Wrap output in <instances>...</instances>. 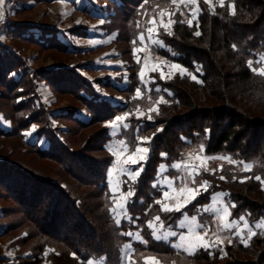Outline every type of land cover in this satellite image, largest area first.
Here are the masks:
<instances>
[{
	"label": "trees",
	"instance_id": "trees-1",
	"mask_svg": "<svg viewBox=\"0 0 264 264\" xmlns=\"http://www.w3.org/2000/svg\"><path fill=\"white\" fill-rule=\"evenodd\" d=\"M152 1L148 0V3ZM199 5L202 9L199 27L180 23L183 19L178 13L173 34L163 37L168 50H162L160 54L187 68L203 83L189 77H177L164 83L172 95H166L168 103L162 106L161 117L147 123L128 120L130 127L123 129L120 135L131 147L136 146L137 136H147L151 141L146 143L150 154L144 171L133 184L123 186L124 191L131 189L134 192L127 207L132 220L123 221L119 227L109 211L113 205L108 174L114 156L107 146L111 140L109 128L103 124L123 114L126 106L100 97L94 84L74 70L37 72L41 78L45 77L56 95L74 96L90 114L88 120L75 110L57 116L73 125L64 130L65 140H61L46 110L37 107L35 99L38 95L32 86L33 80L26 83L29 78L22 75L21 60L15 51L13 54V46L8 44L0 48V100L8 102L12 113L20 114L25 110L30 113L24 120L11 118L17 125L16 131H5L0 126V137L18 138L26 149V152H21L22 156L32 155L47 161L54 164L57 171L53 177L43 176L24 169L16 162L0 160V191L5 199L13 201L16 210L18 206L22 207L18 212L22 216L15 226H27L23 243L33 241L32 250L37 253L31 260L26 259L24 264H42L44 261L49 264H85L89 259L120 264V247L131 241L126 233L136 229H141L147 241V244L134 243V257L138 262L142 256L152 255L163 264H264V234H260L264 231H258L248 247L239 240L226 245L223 251L227 255L215 250L210 256L201 249L192 256L155 240L147 227V222L156 215L162 217L167 228L169 225L175 227L182 214L160 211L161 206L155 201L161 197V192L154 188L153 183L157 180L161 164L170 167L181 160L187 149L200 145L204 146L207 155L229 153L238 160L259 161L261 164L254 174H236V179H233L234 175H228L222 186H213L202 193L200 203H208L211 194L224 190L236 205L231 208L232 218L244 216L251 224L264 219V188L254 178L260 175L264 179V77L252 73L246 63L249 59L255 63L260 55H264V0H226L223 7L217 6L214 10L203 0H199ZM232 5H235V15H232ZM141 6H144L142 0H121L116 4L115 24L126 44L138 39V8ZM31 29L32 26L26 23L13 25V33L21 42L48 47L45 44L48 39L52 48L64 50V46L55 39L56 33L46 38L48 33L53 34V30L42 31L46 36L41 35L43 41H37ZM197 30L201 32L199 37L194 35ZM233 45H236L235 49ZM197 69L201 71L197 72ZM18 74L20 78L17 79L15 76ZM131 82L126 84L127 87L115 85V82L109 86L122 94L134 93L137 87H141L137 72ZM21 96L28 98L16 103L15 100ZM32 124L38 125L35 142H29L23 134ZM94 127L99 130L85 138L87 140L82 142L81 148L71 150L84 138L85 131ZM42 138L48 142L46 148L40 144ZM95 140L97 142L92 146ZM18 148L16 145L13 153ZM162 153H167V157H162ZM248 176L253 178L240 183L241 177ZM43 192L47 193L46 196L37 198ZM37 203L43 209L48 203L51 205L47 220L34 218L40 212L31 210L38 206ZM44 253H47L45 257Z\"/></svg>",
	"mask_w": 264,
	"mask_h": 264
},
{
	"label": "rangeland",
	"instance_id": "rangeland-1",
	"mask_svg": "<svg viewBox=\"0 0 264 264\" xmlns=\"http://www.w3.org/2000/svg\"><path fill=\"white\" fill-rule=\"evenodd\" d=\"M120 1L121 0H6V5L4 8L5 20L3 23H0V37H3V39H0V48L7 46L8 44L13 46V54L15 51L16 52L15 54L17 55V57L19 56L21 60L22 65L20 70L23 71L22 75H24L25 77L27 76V78H29V81H26V83L27 82L30 83L33 80L32 84L34 85L32 86L36 90L37 93L36 95H38L35 99V103L37 104V107L40 106L42 109L46 110L45 112L48 114L47 117L51 121L52 127L55 130L59 131L57 132L56 135L61 140H65V135L63 133L64 130L73 125L68 121L65 120L63 121L60 118H57V116L64 115L65 113L68 112V110L69 111L75 110L81 112V117L83 119L88 120L90 119V114L88 112V109L85 106L80 105L74 96L56 95L51 85L45 81L44 79L45 77L42 76V78L44 77L42 79L37 74V72L39 73V71L41 72L42 70L49 71L52 69L74 70L77 74L83 77L84 80L85 78H87L89 81L92 82V84H94L96 91L100 94V97L107 99L113 103L124 104V106H126V110L124 111L123 114L125 113L132 114L125 121L129 125L130 123L128 122V120H139L141 122L143 121V123H147V121H150L147 119L148 115H151L153 117V119L150 122H155L158 118H160L161 108L164 105V103L157 104L156 102L159 100L160 96H164L165 100H167L166 95L167 96L172 95V93L164 87V83L171 82L175 80L177 77H181L178 70L170 71L168 67L169 64L176 62H172L164 58L160 54V51L168 50V47L165 45L163 37L169 35L165 33L162 27H157L154 30L153 35L155 38L161 40L164 45V46H158V45H153L151 41L147 39L149 34L146 31L148 27H153V25L149 23V18L151 16L156 15L161 9H167L168 11H171L175 8V5H171L170 0H153L152 2L144 4V6L138 8L140 10L139 20H138L139 26H137V28L140 29L138 32V37H137L138 39L136 41V44H133L131 42H128L126 44L123 38L121 37L120 34L121 31L119 27L115 24L117 19V12H118L116 4L117 5L120 4ZM217 6L218 7L220 6L218 0H212V5L209 7L210 9L214 10ZM188 7L193 8L195 6L189 5ZM181 8L183 9V5L181 6ZM136 9L137 8L133 9V11ZM145 12H147V15L145 14ZM177 14L173 16L172 19L175 20ZM156 19L157 22H159L160 17L156 15ZM181 19L185 21L187 19H191V16L188 15L187 10H185V16H183ZM101 20L104 21L103 24L100 23ZM167 20H168V16L166 15L164 17V21L167 22ZM198 20H199V16H198ZM13 23L14 24L17 23V25L20 26H22V24L25 23L31 25L32 26L31 30L32 32L35 33V37L37 38V41H43V39H41L42 37L41 35L46 36V34H43L42 31L47 29H50L51 31L53 30L54 31L53 34L48 33L46 38H50L52 35H54V33H58V37L60 41H58L56 37L55 39L56 41H58L59 44L64 46V50L62 49L58 50L52 48L49 45L51 44V42L48 39H46V43H45L46 46L48 47H45L43 45L38 46L36 45L37 43L32 44L31 42L28 41L25 42L24 40L22 42L17 40V36L15 35V33H13V25H14ZM195 24L196 21H193V25ZM142 32L145 35V42L143 44L139 40V35ZM90 40L97 41L99 43L93 46L92 44L89 43ZM77 41H79V43H77ZM135 48H141L142 51L134 53ZM260 56H264V55H260ZM146 57H147V61L145 60ZM137 59L140 60V63H137ZM97 61H99V63H97ZM108 61H110L111 63L109 64ZM161 61H164L166 63L161 64ZM145 63H147V67H145ZM154 65H160L165 73L171 74L172 72H174L175 74L172 75L171 79H167V78L160 79L159 72L150 71V69ZM253 66L260 67L264 65L257 64L255 62L253 63ZM182 67L185 68L184 66ZM142 68H144L145 70L146 80L150 78H155V83H149L147 85L149 89H153L151 93L146 91L145 86L142 83H140L141 87L139 88L141 89L143 96L142 98H137L133 100L132 97L135 95V91L134 93L122 94L116 91L115 89L110 88L109 85H113L111 83L116 81L117 84L120 85L121 87H125V86L127 87L126 84L132 83L131 78L134 76V73L135 72L139 73ZM188 73L191 72L188 71ZM15 77L18 79L20 78V75L18 74ZM183 77L190 78V76L187 73ZM119 80H123V82H120ZM159 82H162V84L160 85ZM155 88H160L161 91L157 93L154 91ZM149 95L151 96V99H149ZM27 98L28 97L23 98L21 96L17 100H15V102L18 103L20 102V100L22 101ZM7 104H8L7 101L0 100V126L5 131H12V130L16 131L17 125L14 123V121L12 123L11 118L13 119L21 118L24 120L29 117L30 113L29 111L26 110H25L26 112L22 111V113L20 114L14 112L12 113L11 106ZM137 107H139L140 111L145 113V115L143 117H140L139 119H137V114H136ZM151 108H158L159 114H157V112L155 111L150 112L149 109ZM3 112L7 114H4ZM123 114H119V115H123ZM112 121L113 120L106 121L103 124L104 127L109 128L111 135V140L107 145L108 148L116 145L118 140L121 139L119 137L120 135L116 136L112 134L113 130L110 127V123ZM33 126H35V130H33ZM123 129L124 128L121 127L120 134L122 133ZM37 130H38V125L32 124L29 129L23 132V134L25 135L26 133H30V135H25V137L29 142H35L37 140V136H36ZM98 130L97 127H94L89 131L88 130L85 131L84 134L86 135L84 136V138L82 137L83 139L80 142H78L77 145L74 144L71 150H73V148L74 149L81 148L83 145L82 142L84 140H87L85 138H88V136L91 135L92 132ZM96 142L97 141L95 140L92 143V146H95L94 144ZM40 144L45 148L48 146V142L45 140V138L40 139ZM16 145H19V148L17 149L18 151L13 153V150ZM141 146L148 147L146 143L142 144ZM133 148L134 147H130L129 153L122 154L120 159L121 160L126 159L127 155L131 153ZM25 150H26L25 146L21 143V141H19L18 138L0 137V160H6L12 163L16 162L19 165H21V167H24V169L30 172H34L38 175H43V176L48 175L53 177L52 175L57 174V171L54 170V164L50 165L49 162L44 160H39L32 155L22 156L21 152H24ZM189 153H193V156L198 154L199 146L191 147L187 149L180 161L188 160ZM139 155L140 154H137V157ZM202 155H206L210 157H231L233 160L238 162L243 161L244 163H252L253 168L250 171H241V169L243 168V164L233 165V164H229L227 160H222V159L212 160L208 162V167L210 169L212 168L217 169L216 175H212L210 172H203L201 176L197 177V184L193 186L190 185L192 187L198 186L199 182L202 179H206L210 182L209 190H211V187L213 188V186L215 187L222 186L221 184H223V182H226L225 180L228 179V175L231 176L234 175L233 177H235L236 174L238 175L240 174L241 176H245L246 174H254L257 172V169L261 165L259 161L238 160L229 153L207 155L205 152H203ZM146 160L140 162L137 165H125L124 167L126 168L130 167L133 169L142 167L144 171V164ZM71 163L72 162H70V164ZM188 163L201 164L202 161L192 159V160H188ZM115 164H116V157H114V162L111 165L109 172ZM221 165L223 166V171L219 170ZM171 172L176 173L175 170L170 169L169 167V170L168 172H166V175L172 177L171 175L173 174ZM220 175H224L226 179L220 180L219 179ZM158 177L159 174L157 176V179ZM246 181L247 180H245V182ZM133 183L134 182L131 181L127 176L120 175L118 170L112 173V184L113 186L119 184L120 190H122L125 184H133ZM262 187L264 188V184H262ZM154 188H157L161 192V197L159 199H163V191H165L166 189L162 186V182L159 184L156 183ZM175 192L176 191L170 192L169 198L165 201L166 203H169L170 205L183 203V200L187 194L186 193L180 194L178 192L176 193ZM217 192H225L227 194L225 198L228 204L229 205L234 204L232 203L229 197V193L227 191L219 190ZM202 193L205 192H203L202 190L201 194ZM46 194H47L46 192H43L42 194L40 193L41 197L38 196V194L36 195L38 196L37 198H43L46 196ZM14 197L15 196L13 195V198ZM131 198L132 197L128 199V204L130 203ZM200 200H201V195H199L195 201L188 204L187 207L183 208V213L198 216V219L201 223H205L212 226V230L214 231L219 226V222L217 221L214 223L213 213L204 211L206 205L211 201L209 200L208 203L203 204L200 203ZM50 206L51 205L48 203L46 208L43 209L41 207V204L40 205L38 204V206L31 209L32 211L36 209H38V211L40 210L39 214L34 215V218L37 220H41L42 217V219L47 220L48 208ZM190 206H192V208L189 210ZM15 208L16 207L13 201L11 202L8 198L5 199L4 194L1 193L0 191V234L4 232L3 235L0 236V264H24L26 263V259L30 258L31 260V257L37 254L32 250L34 245L33 241H30L27 244L23 243V240H25V237L27 236L28 228L23 224H20L18 227L15 226V222H19L22 216V214L18 213L21 212L22 207L18 206L17 210ZM179 219L177 221H179ZM235 219L238 220L237 218ZM71 220L74 221V219ZM90 220L92 221L91 218ZM123 221L130 222L127 219L122 220V222ZM176 225L177 222L175 224V227L173 228H167L165 226L164 230L170 229L177 231L178 228ZM67 227L69 230L71 224H69ZM136 231H140L141 234V229L133 230V232ZM235 231L236 230L233 229V232ZM256 231L258 232L264 230L257 229ZM177 232L179 233V231ZM220 234L222 236L223 235L232 236V233L229 232H223ZM211 235L212 233L210 231L209 236ZM245 235H247L246 231H245ZM130 239H131L130 242H127L123 247H120V254H121L120 264H124L125 262L126 245L131 244L132 248L135 249L136 252L134 243H141L135 240L134 238L130 237ZM176 239L178 240V237H175V240ZM235 240H239V238L238 237L233 238L232 243ZM250 242L251 241H249V244ZM164 243L172 246L174 242L165 241ZM226 245H229L227 240H225V243L222 247L224 248ZM9 251L13 253L12 256L7 255ZM46 254L47 253H44L43 256L45 257ZM147 258H155V260L158 261L159 264H163L157 256H152V255L151 256L144 255V257L142 256L141 262H138L137 259L134 257V254L128 258L127 264H145ZM93 261L94 264H106L104 259H98ZM42 264H49V263L44 261ZM147 264H153V260L147 259Z\"/></svg>",
	"mask_w": 264,
	"mask_h": 264
},
{
	"label": "snow or ice",
	"instance_id": "snow-or-ice-1",
	"mask_svg": "<svg viewBox=\"0 0 264 264\" xmlns=\"http://www.w3.org/2000/svg\"><path fill=\"white\" fill-rule=\"evenodd\" d=\"M221 7L224 6L225 0H218ZM143 4H147L148 0H142ZM171 5H175V8L171 11H168L167 9H161L156 15L160 17L159 22H157L156 15H153L149 18V23L153 25V27H148L146 29L147 33L149 34L147 39L151 41L153 45L158 46H164L163 42L157 38L154 37L153 33L154 30L157 27H162L166 34L172 35V26L177 23L176 20L172 19L173 16H175L177 13L180 14V16H185V10H187L188 15L191 16V19L181 20L180 23H187L189 27L193 26V21H196V27H199V21L198 16L202 12V9L199 7V0H170ZM204 3L211 6L212 0H204ZM6 5V0H0V23H3L5 20V12L4 8ZM183 5V9L181 6ZM189 5H194L195 7L189 8ZM233 12L232 15H235V5H232ZM147 15V12H145ZM213 14L214 11H213ZM168 16L167 22L164 21V17ZM101 24L104 23L103 20L100 21ZM139 26V22L137 24ZM194 35L199 37L201 36V32L199 30L194 32ZM0 39H3V37H0ZM139 40L143 44L145 42V35L144 33H140ZM107 42V41H106ZM79 43V41H77ZM90 44L95 46V44L99 43L97 41H89ZM133 44L136 43L135 40L132 41ZM233 48H236V45H233ZM142 51L141 48H135V52ZM108 55V54H106ZM147 61V57L145 58ZM99 63V61H97ZM110 64L111 62L108 61ZM137 63H140V60L137 59ZM166 62L161 61V64H165ZM247 67L249 70L257 74L261 77H264V66L255 67L253 66V60L249 59L247 60ZM257 64L264 65V56H260L257 61ZM145 67H147V63H145ZM170 71L171 70H178L181 77H183L186 73L190 76V78L193 81H196L197 83H203L202 80H199L198 77L195 74L188 73V70L186 68H183L181 65L176 63H171L168 65ZM151 72H159L160 79H171L172 75L175 73L172 72L171 74L165 73L163 68L160 65H154L151 69ZM197 72L201 71V69H197ZM138 76L140 78L141 83L145 86L146 91L151 93L153 89H149L147 85L149 83H155V78L145 79L146 73L144 68L141 69V71L138 73ZM155 92L159 93L161 91L160 88H155ZM167 91V90H165ZM143 93L141 92V89L139 87L135 90V95L132 97L133 100L137 98H142ZM149 99H151V96L149 95ZM167 104L168 101L165 100L164 96H160L159 100L156 102ZM149 111H155L157 114H159L158 108H151ZM137 119L140 117H143L145 115L144 112L139 110V107L136 109ZM131 113H125L123 115H119L114 117L113 121L110 123V127L112 128L113 135L119 136L120 135V129L121 127L124 129H127L130 127L128 123H126V119L130 117ZM148 120H152L153 117L151 115L147 116ZM119 122V123H117ZM33 130H35V126H33ZM25 135H30V133H26ZM151 138L149 137H136V146L132 149L131 153L127 155L126 159L121 160L120 157L122 154L129 153V148L131 147L124 139L118 140L117 144L109 147L108 151L116 157V164L113 166V168L110 170L108 176H109V186L111 190V196L110 200L112 202V207L109 209L110 213L113 216L115 224L119 227L122 223V220L127 219L129 221L132 220V217L128 213V199L134 195V192L129 189L127 192H124L120 190V185L117 184L113 186L112 184V173L115 171H119L120 175L127 176L131 181L135 182L136 179L140 176L141 172L143 171V168H126L125 165H137L142 161H145L148 157V154L150 152L149 147L141 146L144 143H150ZM195 151V150H194ZM204 152L203 145L199 146V153L193 156V153L188 154V160H200L202 161L201 164H189L188 160L184 161H177L171 164V169L175 170L177 175L173 177L164 176V173L168 172L169 167L161 164L159 166L158 172L162 179V186L166 189L163 191V199H158L155 201L156 204L161 205L160 211L163 213H173V212H180L183 216V219H181L177 223V227L180 229H183L185 231L177 232V231H168L165 229V223L164 220L160 215H156L153 220H149L147 222V227L151 229V234L154 237L155 240H168L169 237H178V242H175L172 244V247L177 249L178 251H184L188 255H196V253L203 249L205 252H207L210 256L214 255L215 250H219L223 255H227V253H224L223 251V245L225 243V240L229 244L232 243L233 238L238 237L240 242L244 244L245 247L249 246V241L252 240L253 237L258 235L257 229L264 230V219L255 222L254 224H249L248 220L241 216L238 220L231 219V212L230 208H234L236 205H228L227 202L224 200L225 193H216L213 194L212 197H210V205L204 208L205 212L213 213V221L219 222V226L216 228V230H212V226L201 223L198 221L196 217H187L186 214L183 213V208L187 207L188 204L192 203L197 199L199 195H201V192H207L210 187V182L206 179H202L199 182V185L196 187H192L190 185H196L197 184V177L201 176L203 172H210L212 175H216L217 169L212 168L210 169L208 167V162L212 160L222 159L227 160L229 164H243V168L241 171H250L253 168L252 163H244L243 161H235L231 157H210L206 155H202ZM137 154H140L137 157ZM162 157L166 158L167 153H162ZM119 166V167H117ZM220 171H223V166L221 165ZM252 176L244 177L240 179V183H244L245 180L252 179ZM255 180L260 182L261 184H264V179L260 175H256ZM220 180H225L226 177L224 175L219 176ZM233 179H236V177H233ZM155 186V185H154ZM176 191L180 194H187L183 200V203H177L175 205H170L169 203H166L165 201L170 196V191ZM171 228V225L168 226ZM233 229L236 231L233 232ZM211 231L212 235L209 236V232ZM245 231L247 235H245ZM223 232H229L232 233V236L228 235H221L220 233ZM264 234V232L260 233ZM128 237L134 238L135 240L147 244V241L143 239V237L140 234V231H128L126 233ZM135 252V249L132 248L131 244L126 245V256H125V262L124 264H127V260L129 257H131ZM8 256H12L13 253L9 251L7 253ZM47 255V254H46ZM75 256V254H73ZM223 258V256H221ZM152 259L153 264H159L158 261L155 260V258H147ZM147 259L145 264H147ZM85 264H94V261L92 259H89L85 262Z\"/></svg>",
	"mask_w": 264,
	"mask_h": 264
},
{
	"label": "crops",
	"instance_id": "crops-1",
	"mask_svg": "<svg viewBox=\"0 0 264 264\" xmlns=\"http://www.w3.org/2000/svg\"><path fill=\"white\" fill-rule=\"evenodd\" d=\"M56 38H57L58 41H60V39H59V37H58V33H56ZM52 70H54V69H52ZM115 84L118 85V84H117V81L115 82ZM118 86H120V85H118ZM120 135H121V134H120ZM119 137H120V136H119ZM164 165H166V164H164ZM166 166H167V165H166ZM168 167H169V166H168ZM158 174H159V173H158ZM172 174H173V175L170 174L172 177L175 176V175H177V173H173V172H172ZM164 176H168V175H166V173H164ZM168 177H169V176H168ZM162 179H163V178H162V177L160 176V174H159V177H158V179L155 181L154 185H156V183H157V184L161 183V182H162ZM192 186H193V185H192ZM122 190H123V188H122ZM169 191H170V192H173L172 190H169ZM175 193H176V192H175ZM216 193H221V192H215V193H213V194H216ZM222 193H225V192H222ZM172 194H173V193H172ZM213 194L211 195V197L213 196ZM226 196H227V194L225 193V197H226ZM225 197H224V200L227 202V200H226ZM227 204H228V202H227ZM209 205H210V203H208V204L206 205V207L209 206ZM228 205H229V204H228ZM230 212H231V208H230ZM186 216H187V217H196V218L198 219V216H196V215H192V214L189 215V214H186ZM230 218L232 219V217H230ZM181 219H183V216L179 219V221H180ZM179 221H177V223H178ZM198 221H199V219H198ZM199 222H200V221H199ZM177 228H178V227H177ZM166 230H168V231H173V230H170V229H166ZM177 231L182 232V231H185V230L178 228ZM162 241H164V242H165V241H166V242L171 241V242H174V243H175V242H178V240H177V239L175 240V238H173V237H169L168 240H162ZM181 251H182V250H181ZM182 252H184V251H182ZM185 253H186V252H185ZM186 254H187V253H186Z\"/></svg>",
	"mask_w": 264,
	"mask_h": 264
}]
</instances>
